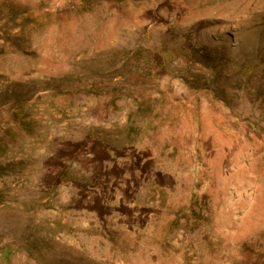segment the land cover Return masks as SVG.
<instances>
[{
    "label": "rangeland",
    "instance_id": "rangeland-1",
    "mask_svg": "<svg viewBox=\"0 0 264 264\" xmlns=\"http://www.w3.org/2000/svg\"><path fill=\"white\" fill-rule=\"evenodd\" d=\"M0 264H264V0H0Z\"/></svg>",
    "mask_w": 264,
    "mask_h": 264
}]
</instances>
